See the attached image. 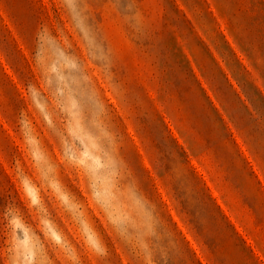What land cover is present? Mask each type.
Returning <instances> with one entry per match:
<instances>
[{
    "label": "rangeland",
    "instance_id": "1",
    "mask_svg": "<svg viewBox=\"0 0 264 264\" xmlns=\"http://www.w3.org/2000/svg\"><path fill=\"white\" fill-rule=\"evenodd\" d=\"M0 264H264V0H0Z\"/></svg>",
    "mask_w": 264,
    "mask_h": 264
}]
</instances>
